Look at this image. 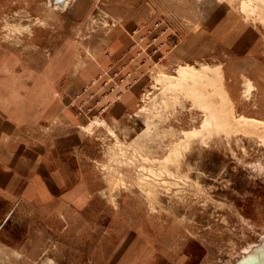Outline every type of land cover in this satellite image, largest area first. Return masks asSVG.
Segmentation results:
<instances>
[{"label":"rangeland","instance_id":"1","mask_svg":"<svg viewBox=\"0 0 264 264\" xmlns=\"http://www.w3.org/2000/svg\"><path fill=\"white\" fill-rule=\"evenodd\" d=\"M243 1L0 0V86L53 82L49 96L82 118L66 158L94 196L53 213L0 196V264H237L264 243V145L231 127L264 122V0ZM185 65L220 69L232 118L189 141L209 110L154 85ZM126 94L120 112L111 101Z\"/></svg>","mask_w":264,"mask_h":264},{"label":"crops","instance_id":"2","mask_svg":"<svg viewBox=\"0 0 264 264\" xmlns=\"http://www.w3.org/2000/svg\"><path fill=\"white\" fill-rule=\"evenodd\" d=\"M27 82L17 95L11 93L14 89L10 86H0V196L35 203L49 213L66 206L78 212L89 209L94 196L87 192L84 179L79 177L81 172L66 158L81 146L82 136L74 128L81 125L82 118L66 108L61 99L49 96L53 82L45 84L41 77ZM84 84L85 80L76 78L71 89ZM130 100L126 94L109 105L127 111ZM55 120H60L65 129L51 137L37 131L25 136L24 129Z\"/></svg>","mask_w":264,"mask_h":264},{"label":"bare ground","instance_id":"3","mask_svg":"<svg viewBox=\"0 0 264 264\" xmlns=\"http://www.w3.org/2000/svg\"><path fill=\"white\" fill-rule=\"evenodd\" d=\"M250 2L251 0H244L243 2ZM56 4L60 2L55 1ZM124 38V37H123ZM171 83L173 88L180 89L185 92L187 95L197 98L196 100L199 104H203V107L209 110L210 115L207 116L201 123L199 129H194L192 131L183 132L184 140H192L201 135L204 131L208 132L211 130V127L215 125L216 130H220L221 127H226V119L232 121L230 117L229 110V101L226 98V94L222 89L223 80L219 68H208L203 65L200 68H195L191 65L179 66L175 70V75H167L160 73L155 78V84H166ZM153 85V86H154ZM212 88L215 94L220 96V102L218 107L215 103L212 102L210 96L208 95L207 89ZM251 91L250 84L246 88V92ZM141 108L140 110H142ZM252 122H254L252 124ZM99 124V123H98ZM90 126V125H89ZM88 127H84L86 131L89 130ZM231 127L233 129L245 128L247 131L252 134L258 135L261 139L262 144L264 145V122L260 120L252 121L251 118L245 117L244 115H239L236 120L232 123ZM227 128V127H226ZM228 130V129H225ZM179 144L175 146L172 150V154L178 152ZM187 150V149H186ZM179 153V152H178ZM178 155V154H177ZM180 156V155H179ZM169 157H166L164 160L167 161ZM255 245V244H254ZM260 244L252 246V249L259 247Z\"/></svg>","mask_w":264,"mask_h":264},{"label":"water","instance_id":"4","mask_svg":"<svg viewBox=\"0 0 264 264\" xmlns=\"http://www.w3.org/2000/svg\"><path fill=\"white\" fill-rule=\"evenodd\" d=\"M237 264H264V243L252 249L248 255L238 261Z\"/></svg>","mask_w":264,"mask_h":264}]
</instances>
